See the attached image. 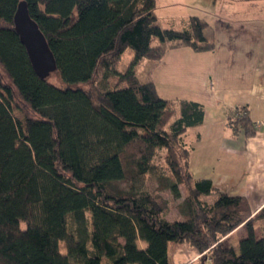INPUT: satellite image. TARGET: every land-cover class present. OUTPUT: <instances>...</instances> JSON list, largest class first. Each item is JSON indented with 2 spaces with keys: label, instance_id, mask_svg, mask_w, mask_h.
I'll return each instance as SVG.
<instances>
[{
  "label": "trees",
  "instance_id": "obj_1",
  "mask_svg": "<svg viewBox=\"0 0 264 264\" xmlns=\"http://www.w3.org/2000/svg\"><path fill=\"white\" fill-rule=\"evenodd\" d=\"M21 1L0 0V261L172 264L170 245L181 243L200 264H264V231L254 225L264 207L253 214L246 197L190 172L185 136L204 123V105L163 98L135 70L172 47L213 49L207 23L194 15L188 27H163L157 0H25L56 58L55 84L35 71L15 29ZM127 47L135 57L120 71ZM101 70L95 98L82 85ZM114 76L127 85L110 88ZM21 104L33 115L21 116ZM227 123L246 138L257 131L244 107ZM159 148L167 150L160 188L180 198L188 187L186 219L164 218L168 199L135 184L156 172ZM126 181L130 187L119 186ZM213 193V202L201 198ZM241 225L247 235L234 244L229 234Z\"/></svg>",
  "mask_w": 264,
  "mask_h": 264
},
{
  "label": "crops",
  "instance_id": "obj_2",
  "mask_svg": "<svg viewBox=\"0 0 264 264\" xmlns=\"http://www.w3.org/2000/svg\"><path fill=\"white\" fill-rule=\"evenodd\" d=\"M197 1L195 15L207 23L205 35L215 47L196 51L178 46L160 61L146 58L149 80L163 98L204 105V123L185 136L191 148L190 172L194 179H210L219 191L246 197L256 214L264 207V0ZM208 10L211 23L205 18ZM238 107L249 111L257 128L254 136L246 138L229 127L228 116ZM201 198L213 202L217 194ZM189 248H178L179 260L200 256Z\"/></svg>",
  "mask_w": 264,
  "mask_h": 264
},
{
  "label": "rangeland",
  "instance_id": "obj_3",
  "mask_svg": "<svg viewBox=\"0 0 264 264\" xmlns=\"http://www.w3.org/2000/svg\"><path fill=\"white\" fill-rule=\"evenodd\" d=\"M174 1L175 3L171 2ZM197 0H158L157 4V15L159 18V23L163 27H173L176 29H182L187 26L188 24V18L190 15H195V13L198 14V8L200 7L199 4L196 5ZM212 17V13L210 14L209 10L207 13H205V18L210 21ZM211 23V21H210ZM160 41L157 37H153L151 44L157 45ZM135 57V51L131 47H127L121 57V60L118 63L117 68L120 71H126L131 64L132 60ZM149 64L146 58L141 59V61L136 66V73L139 76L141 81L149 80L150 78V72H149ZM0 74L3 75L1 67H0ZM103 71L101 70L96 74L94 79L87 83L82 85L85 89L89 90L95 98H97V95L101 92V89L104 90L103 85H101V78L103 77ZM49 80L54 82L55 84H62L59 76L57 73H53L50 75ZM6 81V79H5ZM126 82H121L118 77L114 76L110 78L109 81V87L114 88L118 86H126ZM23 107V111H20L21 116H29L33 115V113L28 110V108L21 104ZM167 150L164 148H159L154 156L153 163L157 166L156 172L153 175H147L140 180H138L135 184L139 187H144L149 190L158 191V193L163 196L164 198L168 199L169 201V207L168 210L164 213V218L174 221V220H183L188 217V210L185 205V197L188 194V187L185 185L180 186L181 187V197L176 198L168 189H162L160 188V182L158 181V176L162 171H164L167 168ZM132 184L131 181L121 182L119 183V186L122 188H128ZM159 189V190H158ZM89 215V213H88ZM254 225L257 229L258 234H261L262 231H264V220L261 218H257L254 220ZM245 235H247V229L244 227L242 230H240L233 238H231V242L234 244H237L239 242V239L243 238ZM61 249L65 251V243H61ZM184 249L186 252H188L189 245L182 244L180 247H178V243H172L170 245V255H171V262L172 264H200V258L199 257H191L189 256L188 259L184 260L185 257H183L182 260H179V249ZM182 257V256H181ZM184 261V263H183ZM0 264H4L0 261Z\"/></svg>",
  "mask_w": 264,
  "mask_h": 264
},
{
  "label": "water",
  "instance_id": "obj_4",
  "mask_svg": "<svg viewBox=\"0 0 264 264\" xmlns=\"http://www.w3.org/2000/svg\"><path fill=\"white\" fill-rule=\"evenodd\" d=\"M14 24L27 49L33 68L40 76L49 77L57 69L56 58L38 23L31 17L25 0L18 4Z\"/></svg>",
  "mask_w": 264,
  "mask_h": 264
},
{
  "label": "built area",
  "instance_id": "obj_5",
  "mask_svg": "<svg viewBox=\"0 0 264 264\" xmlns=\"http://www.w3.org/2000/svg\"><path fill=\"white\" fill-rule=\"evenodd\" d=\"M241 114V112L238 113V115Z\"/></svg>",
  "mask_w": 264,
  "mask_h": 264
}]
</instances>
